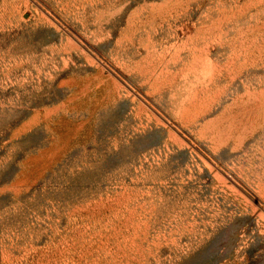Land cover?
<instances>
[{
    "label": "rangeland",
    "instance_id": "374dc122",
    "mask_svg": "<svg viewBox=\"0 0 264 264\" xmlns=\"http://www.w3.org/2000/svg\"><path fill=\"white\" fill-rule=\"evenodd\" d=\"M0 264H264V0H0Z\"/></svg>",
    "mask_w": 264,
    "mask_h": 264
}]
</instances>
